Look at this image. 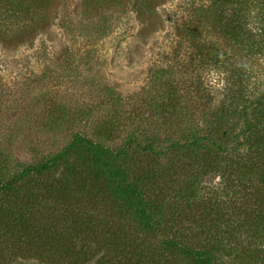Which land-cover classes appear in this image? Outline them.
<instances>
[{"label":"trees","instance_id":"obj_1","mask_svg":"<svg viewBox=\"0 0 264 264\" xmlns=\"http://www.w3.org/2000/svg\"><path fill=\"white\" fill-rule=\"evenodd\" d=\"M51 1L0 0V35L17 41L27 30L32 32L46 18ZM131 1L133 12L147 8L158 12L163 2ZM198 1L191 7L188 4V9L198 15L200 30L216 31L249 60L264 51V0ZM198 31L192 23L179 29L181 39L203 40L196 50L199 61L208 59L216 65L219 57ZM225 76L220 77L225 82L223 90L230 94L205 115L211 117L209 132L179 131L180 138L164 146L156 139L141 143L131 133L120 146H110L106 143L116 137L113 116L96 126V139L75 131L58 151L37 163L13 162L12 171L9 156L0 151V248L10 252L0 251V264H215L220 253L227 257L223 264H264V87L248 94L239 86L231 91L229 76ZM168 85L166 103L157 105L166 126L181 115L179 89ZM242 124L244 128L237 131ZM203 125L206 128L208 121ZM240 135L244 142L238 140ZM226 136L232 137L233 146L222 142ZM142 155L152 156L154 165ZM183 155L192 159L190 167ZM167 156L165 163L158 164V159ZM183 167L190 170L185 178ZM208 173L232 179L219 197L201 193L204 188L199 183ZM230 189H234L232 196L224 198ZM244 190L253 192L250 205L241 200ZM235 194L239 195L236 200ZM178 200L205 212L193 214L201 229L194 228L191 220H175ZM41 201L46 212L55 213L58 223L44 225L41 236L28 238L29 228L34 229V223L40 226L34 214L41 211L34 207ZM51 202L59 207L54 210ZM210 228L227 236L218 234L216 243L217 237L207 235ZM190 230L194 235L185 241L182 233ZM241 236L248 240L242 242Z\"/></svg>","mask_w":264,"mask_h":264},{"label":"rangeland","instance_id":"obj_2","mask_svg":"<svg viewBox=\"0 0 264 264\" xmlns=\"http://www.w3.org/2000/svg\"><path fill=\"white\" fill-rule=\"evenodd\" d=\"M198 2L163 0L157 7L158 12L148 8L133 12L131 0H125L122 5L102 0H52L46 18L32 32L27 30L17 41L0 35V151L9 156L11 171L15 168L13 162L37 163L58 151L75 131L96 139V126L113 116L117 119L111 121L117 124L113 130L116 137L106 143L110 146H120L131 133L141 143L156 139L164 146L180 138L179 131L209 132L211 117L205 115L220 107L230 94L223 90V79L228 78L225 74L229 76L231 91L238 86L243 94L261 90L264 51L255 60H249L246 53L233 42L224 41L216 31L200 30L198 15L188 9V4L191 7ZM250 22L249 27L253 25ZM189 23L199 30L206 44L209 42L207 46L212 47L211 52L219 57V63L198 60L196 50L202 47L203 40L194 43L181 39L179 29ZM168 84L179 89L181 110L171 126H166L165 116L160 115L162 109L157 106L166 103ZM56 118L59 120L55 122ZM205 120L208 121L206 128ZM243 128L242 124L236 129ZM238 140L245 141L242 135ZM222 142L233 146L232 137H223ZM183 157L188 166L192 159ZM142 158L154 165V160L150 161L152 156L142 155ZM168 158L157 162L165 163ZM189 171L183 167L184 178L190 175ZM231 181L208 173L202 176L199 186L204 188L201 193L207 191L219 197ZM232 190L223 197H231ZM252 194L251 190L242 193L245 205L251 204ZM234 197L236 200L239 195ZM177 202L175 220L188 219L194 228H200L193 214L201 216L205 212L194 209V205L190 208ZM50 204L54 210L59 207L54 202ZM34 208L41 211L34 214L40 226L34 223L28 238L41 236L46 229L42 226L58 223L55 213L46 212L43 201ZM46 213L49 216L43 219ZM210 230L207 235L217 237L216 243L219 236H227L225 232L218 233V229ZM182 234L187 238L185 241L194 235L192 230ZM245 236H241L242 242L248 240ZM32 251L29 252L32 254ZM4 252L10 253L5 249ZM226 258L220 253L215 264H223Z\"/></svg>","mask_w":264,"mask_h":264}]
</instances>
